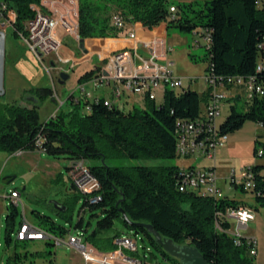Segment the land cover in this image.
Returning <instances> with one entry per match:
<instances>
[{
	"label": "trees",
	"instance_id": "16d2710c",
	"mask_svg": "<svg viewBox=\"0 0 264 264\" xmlns=\"http://www.w3.org/2000/svg\"><path fill=\"white\" fill-rule=\"evenodd\" d=\"M41 1L0 0V5L7 4L6 15L8 9L15 8L16 16L11 23L16 36L24 29L25 22L35 16L33 5H39ZM197 1L190 0L178 8L168 0H123L122 10L116 13L126 23L138 22L153 28L165 22L167 26L175 25L182 31H196L202 36L209 34L210 39L204 45L207 49L206 71L217 76H253L255 82L264 85V0H205L199 10L194 8ZM189 10L194 12L193 16ZM100 13L98 7L79 0L80 38L120 36L124 28L111 25L109 16ZM92 73L93 70L86 72L81 82L92 77ZM38 92L44 97L51 93V89L42 87ZM68 101L78 108L62 111L45 121L41 120L36 103L1 106L0 151L34 150L40 147V140L41 150L53 157L64 155L69 159L86 160L100 181L102 194V199L93 203L84 195L83 209H89L91 217H96L95 227L91 231L86 229L87 240L101 250L113 249L116 246L114 239L119 236L120 230L116 227L119 223L123 231L147 238L164 259L180 263L142 224L150 223L164 237L178 244H194L210 264H254V254L250 253L253 245L247 236L237 241L231 234V222L218 216L229 207H238L244 202L228 196L216 199L180 191L177 187L181 173L178 165L124 166L108 162V159H118V154L131 159L179 157L176 153L178 122L194 120L205 112L196 90L189 86L180 93L167 89L161 104L148 100L145 107L132 104L127 110L94 102L91 110L82 113L79 110L82 101L74 102L72 96ZM245 103V111L232 107L230 115L220 123L222 132H234L246 120L264 124V94L253 92ZM255 154L259 155L258 148H255ZM250 172L252 184L247 188L243 185V189L251 190L256 201L264 206V164H253ZM17 206L9 207L5 217L8 247L14 240L17 243L35 240L17 239L24 221V218L20 220L15 231ZM32 216L33 223L47 231L58 235L70 232L52 214L33 209ZM217 218L221 229L216 225ZM82 222L83 217L78 226L83 227ZM115 228V233L110 235L108 232ZM28 255L27 251H15L9 255L6 264H24ZM25 264L36 263L30 260Z\"/></svg>",
	"mask_w": 264,
	"mask_h": 264
},
{
	"label": "rangeland",
	"instance_id": "374dc122",
	"mask_svg": "<svg viewBox=\"0 0 264 264\" xmlns=\"http://www.w3.org/2000/svg\"><path fill=\"white\" fill-rule=\"evenodd\" d=\"M51 0H42L39 6L44 5L49 9L48 4ZM94 7H98L100 14L108 15L110 24L112 25V14L122 10L123 0H86ZM176 6L183 5L190 0H168ZM205 0H198L194 8L199 10ZM124 3V2H123ZM37 5V4H36ZM58 5V4H56ZM70 5V4H68ZM61 12H64V7L58 5ZM79 10V0H78ZM189 14L193 16L194 12L189 10ZM16 16L15 8L8 9V16L1 15V28L6 32V84H13V89L9 88V93L0 95V107L5 104H22L32 105L36 103L39 106L40 118L42 121L55 116L62 111L74 110L78 107L68 101L72 91L76 95L81 96V91L78 89L82 81L83 75L93 70L94 76L101 66L105 63V56L108 52H101V45L112 47L116 40H98L91 41L93 43L92 52L86 54L80 48L79 33L71 32L70 35L63 37L75 52V66L69 69V64L62 63L58 60L55 53L47 54L41 60L30 50L27 44L16 36L12 29V19ZM78 16L75 18L78 21ZM162 24V23H161ZM114 25V24H113ZM160 26V25H159ZM167 46L173 47V50L168 52L170 60L174 62L172 68L174 74L181 77L184 81L185 88L190 87L196 90L201 98V106L207 105L208 95L211 91V86L206 79L207 60L205 56L207 49L205 38L198 32H186L180 30L175 25L167 26ZM76 37V39H75ZM104 38V37H103ZM95 45V46H94ZM120 50V48H117ZM114 49V51H117ZM139 52L143 55H148L146 48H140ZM193 54L194 56H192ZM52 61L57 62V66L50 71ZM72 63V62H71ZM63 66L64 69L59 67ZM17 70V73H14ZM66 70L70 77L65 83L59 82L60 72ZM12 81V82H11ZM50 88L51 93L41 97L39 88ZM185 88L177 87V93L182 92ZM86 90L92 91L93 94L99 92L94 89L91 83L86 84ZM55 91L58 92L60 99L56 97ZM216 91L226 92L228 97L221 105V114L218 116V123L226 120L232 112V107L235 106L238 111H245L247 95L242 89L234 87L217 86ZM108 94V93H107ZM138 102L140 96L131 95L129 102L123 105L126 110L131 108L133 100ZM64 101L61 104V101ZM82 100V105L79 110L82 113L87 112V108ZM163 102V95L158 94L157 104ZM140 103V102H139ZM259 138V141H257ZM255 148L264 151V124L254 120H246L240 129L229 133V138L224 144L217 145L214 151V158L209 159L205 154H196L192 157H174L171 159L140 157L138 159L122 158L108 159L110 164L131 166L136 164H144L148 166L161 167L162 165H186L194 164L197 169L215 166L217 175V185L221 192L230 198H235L244 202V205L250 206L254 211H259L264 215V206L259 204L255 195L251 190H244L243 184L247 182L246 173L253 164H264V153L255 154ZM71 159L61 155L53 157L47 152L42 151L40 147L34 150H23L14 153H6L0 151V264H6L9 255L15 251L29 253L25 263L34 260L36 264H84V260L79 250L66 243H56L54 239H35L26 240V242L17 243L15 240L8 247L5 241L7 234L6 214L10 208H14L12 199L8 197L11 190L18 189L21 191V203L18 204L16 214L15 231L19 228L20 220L26 217L33 222L32 210L38 209L44 213L52 214L56 221L67 226L70 232L64 234L65 238L70 237L71 233H76L79 229H87L91 231L96 224V217H91L89 209H83L84 195L79 192L70 178L69 164ZM54 201L62 202L65 210L57 211ZM83 217V227L78 226L80 218ZM89 221L91 223L89 224ZM232 230L236 229L235 219H232ZM250 224V223H249ZM119 235H127L126 231L117 223ZM115 229H111L108 233L113 235ZM264 230V229H263ZM243 236H247L248 228L241 229ZM260 235V231H259ZM142 235H138L137 245L141 253L145 249L153 251L155 259L163 261V257L158 250L149 242L147 238L142 239ZM256 239L255 236H251ZM50 242V243H48ZM264 246V239H263ZM257 255H254V264H257ZM24 263V264H25Z\"/></svg>",
	"mask_w": 264,
	"mask_h": 264
},
{
	"label": "built area",
	"instance_id": "2783aa9c",
	"mask_svg": "<svg viewBox=\"0 0 264 264\" xmlns=\"http://www.w3.org/2000/svg\"><path fill=\"white\" fill-rule=\"evenodd\" d=\"M56 4L63 6L64 12H61ZM48 7L49 9L44 5H33L36 14L25 22L24 29L20 30L18 35L39 59L42 60L45 55L55 53L59 61L69 64V69L73 68L75 66V53L64 42L63 37L70 35L71 32L79 33L78 21L75 18L79 15L78 0H51ZM171 10H174L173 6H171ZM6 11L7 4L2 3L0 5L1 15L7 17ZM112 22L117 27H126L124 18L118 13L112 16ZM130 37L135 38L136 32H130ZM203 37L208 43L209 34ZM159 41L157 46H161L160 50L152 45V41L143 40L148 55L139 52L137 43L128 49L109 52L106 54L105 63L99 71L79 84L78 89L82 95L78 96L72 91L69 98L72 96L74 102H80L84 99L87 110H91L94 102H104L110 107L123 108V105L129 102L128 100L133 94L141 97L139 102L142 104L136 99L133 100L132 104L145 107L148 100L157 103L158 94L161 93L164 97L167 89L175 90L180 86L185 88L182 78L174 74L172 68L174 62L167 57L168 52L173 50V47H168L164 40ZM150 47L151 51L149 50ZM53 62L55 64L48 67L49 71L58 67L57 62ZM59 68L60 70L64 69L63 66ZM206 72V79L211 86V91L208 95L205 112L194 120L179 121L177 125L176 153L179 157L205 154L209 159H213V149L228 140L229 133L222 132L220 123L217 121L221 114V105L228 95L225 91H216L217 86L242 89L249 98L253 92L264 94V85L255 82L253 76H217L211 71ZM87 83H91L94 89L99 90V92L93 94L92 91H87ZM55 95L60 99L57 91H55ZM60 101L61 104L64 102ZM192 137H199V144H192ZM38 145L41 147L40 140H38ZM258 152L259 154L264 153L262 149ZM178 169L181 172L177 182L180 191L194 192L200 196L216 199L225 197L217 185L214 165L199 169L194 164L180 165ZM69 174L75 188L85 195L90 202L93 203L102 199L100 181L92 173L84 158L71 159ZM246 174L247 182L245 185L243 184L245 188L252 184L250 167ZM8 197L16 205L21 203L20 192L16 189L11 190ZM218 216H224L230 222L235 219L236 229L232 230L231 228V234L237 241H240L243 236L241 229L248 228L249 222L255 218V213L250 206L240 205L229 207L225 213H218ZM216 225L218 228H222L218 218ZM86 233V230L81 228L76 233H71L68 239L64 237L65 235L47 231L24 217V221L17 232V239H54L56 243L69 244L79 250L84 264H180L172 259L163 258V261H158L155 259L154 252L145 249V247L144 252L141 253L137 245L139 234L119 235L114 239L116 246L113 249L101 250L87 240ZM247 238L251 246L253 245L250 253L255 255L256 239L251 236Z\"/></svg>",
	"mask_w": 264,
	"mask_h": 264
},
{
	"label": "crops",
	"instance_id": "0c3cea01",
	"mask_svg": "<svg viewBox=\"0 0 264 264\" xmlns=\"http://www.w3.org/2000/svg\"><path fill=\"white\" fill-rule=\"evenodd\" d=\"M166 23H162L160 24V26H155L153 28H149L147 26H144L141 23L138 22H128L126 23V27L124 28V30L120 33V36L118 37H101L99 38V40H116L115 44L113 45L114 49L120 48V50L122 49H128L131 48L133 46V44L137 43L139 49L140 48H145L143 40L148 39L149 41H152V45L160 50L161 46H157L158 43H160L159 40H164L167 44V38H168V33H167V28H166ZM135 31L136 32V37L135 38H131L130 37V32ZM91 39V41H96L98 40L97 38H86V40ZM86 48H87V52H85L86 54H88L89 52H92L93 49V43H89L88 41H86ZM95 46V45H94ZM112 47H108L105 45H101V52H113ZM119 50V49H117ZM151 51V47L149 49ZM74 51V50H73ZM75 53V52H74ZM169 57V55L167 56ZM14 73H17V70H14ZM12 82V81H11ZM6 84H8V82H6V71H5V94L9 93V88L13 89V84H10V86H7ZM140 104H142L140 102ZM18 190V189H17ZM20 195L22 196V193L20 192ZM255 213V218L253 220H251L248 226V236H255L256 237V255L257 257V264H264V246H263V239H264V215L261 214L259 211H254ZM259 231H260V235H259Z\"/></svg>",
	"mask_w": 264,
	"mask_h": 264
},
{
	"label": "water",
	"instance_id": "95a60500",
	"mask_svg": "<svg viewBox=\"0 0 264 264\" xmlns=\"http://www.w3.org/2000/svg\"><path fill=\"white\" fill-rule=\"evenodd\" d=\"M86 38H80V48L87 52L86 48ZM6 32L3 29H0V95L5 94V71H6ZM42 55V53H40ZM52 64H55L52 61ZM70 77L68 71L63 70L60 72L59 82L65 83L66 80ZM55 206L58 210H65L66 206L59 201H54ZM125 218L130 221L129 217L126 215V212L122 210ZM155 237V240L160 244L163 249L171 254L172 256L179 259L180 264H210V262L205 258L203 253L191 243L178 244L173 239L164 237L154 226L150 223H142Z\"/></svg>",
	"mask_w": 264,
	"mask_h": 264
},
{
	"label": "bare ground",
	"instance_id": "6f19581e",
	"mask_svg": "<svg viewBox=\"0 0 264 264\" xmlns=\"http://www.w3.org/2000/svg\"><path fill=\"white\" fill-rule=\"evenodd\" d=\"M209 39L210 38H208V41H209ZM192 144H199V137H192Z\"/></svg>",
	"mask_w": 264,
	"mask_h": 264
}]
</instances>
